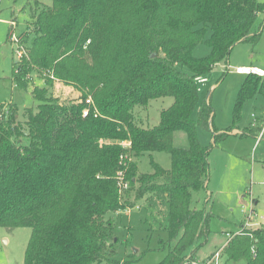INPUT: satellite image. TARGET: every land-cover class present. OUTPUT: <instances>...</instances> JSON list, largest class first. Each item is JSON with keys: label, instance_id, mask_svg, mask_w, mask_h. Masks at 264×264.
<instances>
[{"label": "trees", "instance_id": "1", "mask_svg": "<svg viewBox=\"0 0 264 264\" xmlns=\"http://www.w3.org/2000/svg\"><path fill=\"white\" fill-rule=\"evenodd\" d=\"M27 6L32 16L17 40L22 54L14 68L25 88L35 76L43 79V86L32 83L39 103L23 113L16 103H0V226L32 228L25 264L115 261L119 227L108 213L132 207L126 195L136 186L138 199L160 192L167 198V255L158 264L197 260L214 215L193 198L207 187L209 172L210 146L201 143L198 126L208 128L213 117L210 103L200 100L198 77L227 61L237 43L259 40L264 2L29 0ZM202 43L210 51L197 57ZM57 81L81 97H55ZM257 93L264 94V75H246L235 121ZM166 96L174 102L161 111L159 124L140 126L135 108ZM259 122L246 133L262 140L264 119ZM178 131L186 133L187 146L174 144ZM153 151L168 152L171 168L152 160L153 172L139 173L136 159ZM121 169L130 184L122 194ZM222 255L264 264V227L233 233Z\"/></svg>", "mask_w": 264, "mask_h": 264}, {"label": "rangeland", "instance_id": "2", "mask_svg": "<svg viewBox=\"0 0 264 264\" xmlns=\"http://www.w3.org/2000/svg\"><path fill=\"white\" fill-rule=\"evenodd\" d=\"M28 1L0 0V103H16L20 113L24 108L36 107L39 103L32 96L33 82L27 88L22 86L14 68V62L21 54L17 40L32 16ZM39 1L52 4V0ZM260 24L261 36L257 42L247 40L237 43L227 61L218 63L211 71L198 77L200 100L210 103L213 117L208 128L198 126L201 143L210 146L209 172L207 187L194 192L193 198L194 206L211 210L214 215L209 239L199 249L197 259L202 260L223 248L229 235L245 227H264V139L246 133L255 120L264 119V94L257 93L248 100L242 107L240 119H234L238 93L246 78L245 74L237 72V68L253 65L264 69V13L259 15L256 28ZM209 51V47L202 43L196 47L194 54L202 57ZM34 82L44 85L43 79L37 76ZM57 82L59 85L51 88L55 97L62 101L81 97L82 92L73 85ZM173 102V97L166 96L152 99L146 106L136 107V122L147 128L159 124L161 111ZM193 116L196 117V112ZM230 127L233 129L229 133L224 137L218 136L215 141L216 134L226 132ZM174 144L187 146L186 133L176 132ZM136 160L139 173L153 172L152 160L165 169L172 166V157L166 151L145 152ZM136 191L137 186L126 195L127 203L134 206L130 212L122 208L108 213V217L119 227L117 234L120 240L114 258L116 262L104 264H158L167 255V249L162 248V243L169 239L165 229L169 215L167 198L160 192L138 199ZM249 213L252 215L250 218L247 217ZM31 233V227L0 226V264H25ZM225 258L221 255L220 264H246L245 259L231 262Z\"/></svg>", "mask_w": 264, "mask_h": 264}, {"label": "built area", "instance_id": "3", "mask_svg": "<svg viewBox=\"0 0 264 264\" xmlns=\"http://www.w3.org/2000/svg\"><path fill=\"white\" fill-rule=\"evenodd\" d=\"M19 53L22 54L21 51H18ZM19 54V55H21ZM237 72L241 73V74H251V73H257L261 76L264 75V69L262 68H258L256 66H240L237 68ZM86 102L90 105H93V99L91 97H89ZM89 112V110H85L84 115H87ZM126 146L130 145V142H126L125 143ZM117 180H118V187H119V193L122 194L125 190H127L129 188V181L127 180V172L126 169H121L118 171L117 173ZM134 207V206H133ZM137 208H139V206H135ZM132 207H126V212H130ZM254 210V208H253ZM247 217H252L251 213H249L247 215ZM229 235V234H228ZM230 238L233 236V234L229 235ZM229 238V239H230ZM229 241V240H228ZM223 249V248H222ZM222 249L217 250L216 252H214L212 255L208 256L206 259L204 260H194L191 261L190 264H220V260H221V255H222Z\"/></svg>", "mask_w": 264, "mask_h": 264}, {"label": "crops", "instance_id": "4", "mask_svg": "<svg viewBox=\"0 0 264 264\" xmlns=\"http://www.w3.org/2000/svg\"><path fill=\"white\" fill-rule=\"evenodd\" d=\"M245 66V65H244ZM259 68V67H258ZM57 85H59V83L58 82H56V86ZM164 196H166L165 194H164ZM257 202V200H255V203ZM227 234H228V232H227ZM228 242V241H227ZM227 244V243H226ZM222 249V248H221ZM218 250H220V249H218ZM216 252V251H215ZM214 253V252H213ZM213 253H211L210 255H212ZM210 255H208V256H210ZM207 256V257H208ZM207 257H205V258H203L202 260H204V259H206ZM198 260H201L200 258H198Z\"/></svg>", "mask_w": 264, "mask_h": 264}]
</instances>
